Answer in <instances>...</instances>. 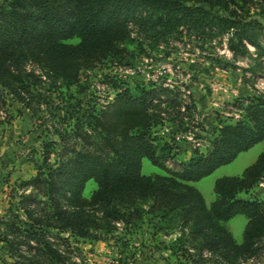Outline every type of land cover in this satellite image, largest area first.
<instances>
[{
	"label": "trees",
	"instance_id": "16d2710c",
	"mask_svg": "<svg viewBox=\"0 0 264 264\" xmlns=\"http://www.w3.org/2000/svg\"><path fill=\"white\" fill-rule=\"evenodd\" d=\"M132 26L160 37L182 27L224 38L232 56L255 55L254 67H263L264 0H2L0 112L7 96L34 117L44 103L55 136L43 142L36 174L19 181L16 212L0 214L1 248L11 259L4 264H80L70 236L102 240L119 224L144 219L176 233L169 249L191 264H262L264 199L239 193L264 180V150L240 175L215 179L209 205L191 182L264 139V92L248 96L242 118L221 126L207 150L194 149L173 171L166 161L175 146L153 131L163 101L155 88H122L82 116L72 112L82 99L53 103L62 87L85 91L83 67L123 58L120 44ZM74 37L78 43L66 42ZM144 157L165 174H142ZM90 179L97 187L87 199L82 191ZM237 214L247 219L240 243L226 225Z\"/></svg>",
	"mask_w": 264,
	"mask_h": 264
},
{
	"label": "rangeland",
	"instance_id": "374dc122",
	"mask_svg": "<svg viewBox=\"0 0 264 264\" xmlns=\"http://www.w3.org/2000/svg\"><path fill=\"white\" fill-rule=\"evenodd\" d=\"M131 29L129 39L120 44L125 49L123 58L104 59L83 67L79 79L85 91L79 93L77 86L62 87L59 96L58 93L52 95L53 103L61 105L65 104V99L71 102L74 98L82 99L81 106L72 111L73 115L82 116L91 106L112 101L122 88H128L133 94L140 88H155L159 100L163 101L159 103L162 113L156 117L159 123L153 127L154 135L175 146L174 155L166 165L169 170H179L181 162L193 156L194 143L187 137L201 142L197 150L204 152L221 126L242 118L248 96L264 92V56L261 58L263 67L255 68V55L232 56L224 38L206 37L182 27L179 33L166 37L157 36L154 31L142 32L135 26ZM66 42L76 44L79 38ZM162 87L171 91H162ZM7 103L0 112V214L9 207L16 212L18 199L12 196L20 192L19 181L36 174L37 167L42 165L43 142L55 138L49 131L52 117L44 103L36 117L11 96H7ZM177 134L182 144L173 143ZM263 150L264 139L239 153L232 162L191 184L201 191L209 205L215 197V179L240 175ZM55 158L54 154L50 155L51 162ZM141 173L155 175L165 174V171L144 157ZM96 187L93 179L88 180L82 195L89 199ZM239 196L264 199V180ZM246 220L244 215L237 214L226 222L239 243ZM153 223L144 219L135 227L119 224L112 235L102 240L73 236L69 240L80 264H191L169 249L176 233L169 234L168 230L158 229ZM1 246L0 242V264L10 262ZM261 261L264 264V253Z\"/></svg>",
	"mask_w": 264,
	"mask_h": 264
},
{
	"label": "built area",
	"instance_id": "2783aa9c",
	"mask_svg": "<svg viewBox=\"0 0 264 264\" xmlns=\"http://www.w3.org/2000/svg\"><path fill=\"white\" fill-rule=\"evenodd\" d=\"M167 82L169 83V80H167ZM167 83V84H168ZM187 139L190 141V140H192L193 141V145H192V147H193V150L194 149H198V148H200V146H201V142H199V141H197V140H193L192 139V136H189V137H187ZM187 140V141H188ZM173 143H175V144H182L183 143V141H181V136L179 135V134H177L175 137H174V141H173ZM182 146V145H181Z\"/></svg>",
	"mask_w": 264,
	"mask_h": 264
}]
</instances>
